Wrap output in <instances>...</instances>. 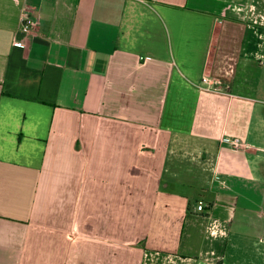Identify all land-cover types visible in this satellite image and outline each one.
<instances>
[{"label":"crops","instance_id":"0c3cea01","mask_svg":"<svg viewBox=\"0 0 264 264\" xmlns=\"http://www.w3.org/2000/svg\"><path fill=\"white\" fill-rule=\"evenodd\" d=\"M263 86L264 0H0V264H264Z\"/></svg>","mask_w":264,"mask_h":264},{"label":"built area","instance_id":"2783aa9c","mask_svg":"<svg viewBox=\"0 0 264 264\" xmlns=\"http://www.w3.org/2000/svg\"><path fill=\"white\" fill-rule=\"evenodd\" d=\"M31 11L32 10L28 8L26 9V12L23 14L20 29L16 32V34H14V39H13L14 45H24L25 43L22 37L20 36L22 35L26 37L34 33L37 30L38 21L34 17V15L31 13ZM196 85L199 86L200 88H204L210 91H218V90H222L223 88L221 80L218 78L212 77L210 75H204L202 80L196 83ZM233 143L235 146H240L242 144L241 139L238 137L234 139ZM198 209L204 210L205 203L200 202L198 204Z\"/></svg>","mask_w":264,"mask_h":264},{"label":"rangeland","instance_id":"374dc122","mask_svg":"<svg viewBox=\"0 0 264 264\" xmlns=\"http://www.w3.org/2000/svg\"><path fill=\"white\" fill-rule=\"evenodd\" d=\"M264 87V86H263ZM262 98H264V94H260Z\"/></svg>","mask_w":264,"mask_h":264}]
</instances>
